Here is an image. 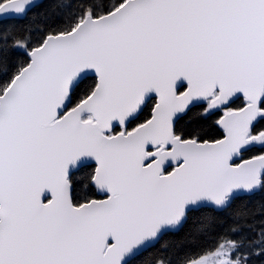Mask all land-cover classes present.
<instances>
[{
  "label": "snow or ice",
  "instance_id": "6c2138e0",
  "mask_svg": "<svg viewBox=\"0 0 264 264\" xmlns=\"http://www.w3.org/2000/svg\"><path fill=\"white\" fill-rule=\"evenodd\" d=\"M0 264H264V0H0Z\"/></svg>",
  "mask_w": 264,
  "mask_h": 264
}]
</instances>
